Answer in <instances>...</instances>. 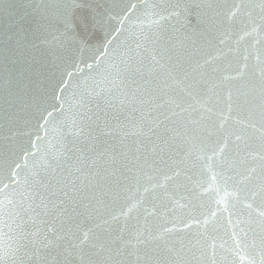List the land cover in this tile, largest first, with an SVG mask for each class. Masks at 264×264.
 Masks as SVG:
<instances>
[{
  "label": "water",
  "instance_id": "obj_1",
  "mask_svg": "<svg viewBox=\"0 0 264 264\" xmlns=\"http://www.w3.org/2000/svg\"><path fill=\"white\" fill-rule=\"evenodd\" d=\"M0 264H264V0H0Z\"/></svg>",
  "mask_w": 264,
  "mask_h": 264
}]
</instances>
